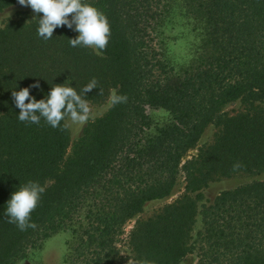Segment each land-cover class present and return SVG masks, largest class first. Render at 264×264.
<instances>
[{
    "label": "trees",
    "instance_id": "trees-1",
    "mask_svg": "<svg viewBox=\"0 0 264 264\" xmlns=\"http://www.w3.org/2000/svg\"><path fill=\"white\" fill-rule=\"evenodd\" d=\"M183 1L201 38L179 66L159 48L170 0H88L111 26L99 55L71 47L76 34L66 26L39 38L42 13L0 27V264H16L59 232L68 233L64 264H122L117 238L130 219L128 245L140 264H264V180L211 199L202 192L224 177L264 172V0ZM15 4L0 0V12ZM93 79L88 103L111 91L127 99L111 100L75 140L65 119L58 128L17 119L13 90L39 80L30 90L39 100L55 84L80 93ZM235 101L242 110H224ZM147 107L168 121L154 124ZM208 127L212 141L185 158ZM181 174L183 193L138 217L148 202L169 198ZM28 181L44 192L31 213L35 228L20 231L4 210Z\"/></svg>",
    "mask_w": 264,
    "mask_h": 264
},
{
    "label": "clouds",
    "instance_id": "clouds-1",
    "mask_svg": "<svg viewBox=\"0 0 264 264\" xmlns=\"http://www.w3.org/2000/svg\"><path fill=\"white\" fill-rule=\"evenodd\" d=\"M18 3L30 7L37 14H43L38 18L36 30L37 36L43 40L52 39L57 27L66 26L78 33L75 38L69 39V45L73 48H90L99 55L109 43V20L88 0H18ZM96 87L95 79L86 84L80 93L75 87L65 83L55 84L38 100L30 94L31 89H40L37 80L28 87L12 91L13 102L20 110L17 119L25 124L36 125L43 119L50 127L58 128L67 117L73 124L83 127L91 113L84 96ZM126 99L123 96H113L112 102L120 103ZM43 192L44 188L35 181L19 185L6 202L4 215L8 217V223L14 224L20 231L35 228V223L31 222V213L36 209Z\"/></svg>",
    "mask_w": 264,
    "mask_h": 264
},
{
    "label": "rangeland",
    "instance_id": "rangeland-1",
    "mask_svg": "<svg viewBox=\"0 0 264 264\" xmlns=\"http://www.w3.org/2000/svg\"><path fill=\"white\" fill-rule=\"evenodd\" d=\"M19 14H26L33 16L36 13L26 6H21L19 3L9 6L0 12V27L8 20L14 18ZM195 24V23H194ZM76 36L78 33L74 32ZM164 43L160 45L164 52V56L175 65L187 64L195 56L193 54L194 47H197L199 42L200 31L193 28V22L190 16L186 13V7L183 0H170V11L168 21L165 25ZM155 41L160 42V37ZM162 44V43H161ZM114 91H111L109 97L101 103H88L91 109L89 121L101 116L110 106ZM243 106L239 101L232 102L225 107V111L233 113L242 110ZM147 114L151 117L154 124H164L168 121L169 115L162 109H152L147 107ZM65 124L69 130L71 141L75 140L80 134L83 127H78L73 124L69 118H65ZM216 129L208 127L203 133L198 145L192 148L185 158H190L197 153V148L203 144H208L212 141ZM250 180H264V172L255 177H248L245 175H235L228 178H221L217 181L209 183L203 189V195L206 199L213 198L218 192L243 184ZM184 191V178L182 174L178 179L177 187L173 194L163 200H155L148 202L143 212L138 216L140 218H147L156 214L165 204L173 202ZM135 219L127 221L122 233L118 235L117 247H119L122 257V264H140L135 258L133 252L128 245V234L134 225ZM68 238L67 232H59L48 239L39 243L35 249H29L25 258L18 260L16 264H64V256L66 253L65 241Z\"/></svg>",
    "mask_w": 264,
    "mask_h": 264
}]
</instances>
